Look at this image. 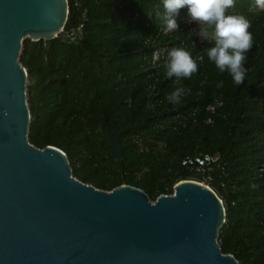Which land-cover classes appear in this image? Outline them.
Here are the masks:
<instances>
[{
  "label": "trees",
  "instance_id": "trees-1",
  "mask_svg": "<svg viewBox=\"0 0 264 264\" xmlns=\"http://www.w3.org/2000/svg\"><path fill=\"white\" fill-rule=\"evenodd\" d=\"M254 2L235 0L228 9L251 22L254 39L245 80L237 86L208 61L209 42L191 78H167L163 64L148 76L153 46L143 40L163 25L150 15L163 9L162 0H68L55 37L22 39L28 142L62 150L72 176L83 183L102 190L129 184L150 200L170 194L178 180L201 181L205 174L180 165L185 155H216L205 184L224 206L219 248L239 264H264V166L257 169L264 162V11H253ZM79 24L76 39L66 40L64 33ZM194 38L182 30L169 41H183L180 47L194 59ZM166 40L159 35L154 45ZM180 86L190 92L179 104L169 102ZM107 129L117 133L118 158L109 154Z\"/></svg>",
  "mask_w": 264,
  "mask_h": 264
},
{
  "label": "water",
  "instance_id": "water-1",
  "mask_svg": "<svg viewBox=\"0 0 264 264\" xmlns=\"http://www.w3.org/2000/svg\"><path fill=\"white\" fill-rule=\"evenodd\" d=\"M68 0H0V264H239L216 237L221 199L206 184L178 180L150 200L120 184L95 188L71 174L66 154L27 140L22 39L62 30ZM109 154L121 155L106 130Z\"/></svg>",
  "mask_w": 264,
  "mask_h": 264
},
{
  "label": "clouds",
  "instance_id": "clouds-1",
  "mask_svg": "<svg viewBox=\"0 0 264 264\" xmlns=\"http://www.w3.org/2000/svg\"><path fill=\"white\" fill-rule=\"evenodd\" d=\"M256 6L264 11V0H255ZM164 9L161 17L167 31H177L180 27L176 16L183 9L186 16L197 25L196 36L209 42L205 54L210 63L220 73H227L239 86L246 77L245 62L254 39L248 30L251 22L242 14L229 13L235 0H162ZM198 63L183 47L168 50L163 63L167 78L177 81L191 78L198 71ZM190 92L183 86L176 87L167 97L173 104L181 103L182 97Z\"/></svg>",
  "mask_w": 264,
  "mask_h": 264
},
{
  "label": "built area",
  "instance_id": "built-area-1",
  "mask_svg": "<svg viewBox=\"0 0 264 264\" xmlns=\"http://www.w3.org/2000/svg\"><path fill=\"white\" fill-rule=\"evenodd\" d=\"M253 11L259 10V8L256 6L255 2L250 6ZM164 9H155L151 12V17L153 18H161L163 16ZM83 18L84 15H83ZM177 22L179 23L180 27L177 31L186 30L189 34H192L195 36L194 40L192 41L196 46V53L194 55V59L196 61H199L201 59V49L204 47V45L208 42L206 40L201 39L200 37L196 36L194 33L197 30V25L192 22L187 16L186 13L179 12V14L176 16ZM81 27V24L78 25V27L70 32L64 33V38L66 40H72L74 41L76 39L77 33ZM173 32L175 31H167L163 25H159L156 28V35L152 37H145L143 40V43H150L153 47L150 51V55L148 59L146 60V63H149V68L151 71L148 73V76H153L154 73L157 72L158 66L160 64H163L167 52L172 47H180V45L183 43V41L179 42H171L169 41L170 36H172ZM158 34V35H157ZM165 37L167 40L165 43L161 45H154L155 39L159 36ZM219 102H215L214 104H210L206 106L207 110H212L215 105H219ZM208 121V120H206ZM217 159L216 155L209 156L208 154H202L198 153L196 155H185L181 161L180 165L186 169H189L190 171L205 174L201 178V183L205 184L206 180L209 179L208 170L211 169L213 162H215ZM264 162L263 160L260 162L259 167L257 168L259 171L263 168ZM197 181V180H195ZM207 185V184H206Z\"/></svg>",
  "mask_w": 264,
  "mask_h": 264
},
{
  "label": "rangeland",
  "instance_id": "rangeland-1",
  "mask_svg": "<svg viewBox=\"0 0 264 264\" xmlns=\"http://www.w3.org/2000/svg\"><path fill=\"white\" fill-rule=\"evenodd\" d=\"M63 37H64V36H63ZM27 82H28V81H27V78H26V80H25V84H27Z\"/></svg>",
  "mask_w": 264,
  "mask_h": 264
}]
</instances>
